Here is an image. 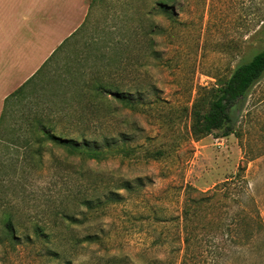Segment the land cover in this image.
Masks as SVG:
<instances>
[{
    "label": "rangeland",
    "instance_id": "obj_1",
    "mask_svg": "<svg viewBox=\"0 0 264 264\" xmlns=\"http://www.w3.org/2000/svg\"><path fill=\"white\" fill-rule=\"evenodd\" d=\"M158 1L89 0L82 35L53 67L66 75L58 69L69 61L85 79L102 70L131 93L129 105L69 97L70 106L86 108L83 119L52 120L73 136L80 128L106 151L102 159L51 141L31 159L25 141L34 152L43 142L23 121L18 137L7 135L18 143L1 151L0 264H264V78L239 104L233 134L196 141L190 115L201 88L264 48V0H168L167 8ZM108 193L118 201L105 202ZM188 194L211 202L208 231L195 222L189 251ZM92 195L103 201L94 210L79 201ZM58 211L78 223L62 224ZM232 220L234 243L224 230ZM241 234L249 241L241 244Z\"/></svg>",
    "mask_w": 264,
    "mask_h": 264
},
{
    "label": "trees",
    "instance_id": "obj_2",
    "mask_svg": "<svg viewBox=\"0 0 264 264\" xmlns=\"http://www.w3.org/2000/svg\"><path fill=\"white\" fill-rule=\"evenodd\" d=\"M156 4L158 7L167 8L168 0H161ZM261 23L259 33L264 34V19L261 20ZM84 26L66 38L32 77L6 97L0 116V170L1 164H3L1 155L3 147L7 148L8 143L13 146L18 143L17 139H9L7 135L12 130L11 134L14 137L15 135L19 136V133L23 131L20 121L28 123L34 138L39 137L43 142L34 152L31 140L27 139L25 141L24 150L26 153L29 152L31 159L33 156L41 157L42 149L48 141L65 146L71 152L85 154L88 158L94 160H100L104 154H107L106 151L98 149L94 140L87 139L80 128L75 129L77 136H73L68 132L58 131L56 126L52 125L53 118L83 119L82 114L85 113L86 108L82 109L81 113L78 108L70 106L68 103L70 102L69 97L77 98L79 101L90 98V100L101 106L113 99L120 101L123 105H129L130 103L127 94L131 93L125 91L119 83H111L102 70L92 75L91 78L85 79L86 75L81 73L83 72L82 69L67 61V63L63 62L58 69L64 71L66 75L58 70L53 75V67H56L61 59H65V56L64 58L62 56L66 54V50L73 47L72 44L78 42ZM263 78L264 48L253 54L249 60L239 64L227 78L216 79L215 87L201 88L190 108L192 138L199 141L214 132H220L223 137L233 134L239 104H242L252 88ZM107 110V113H112L111 109L107 108ZM108 141V138H106L105 144L107 147L110 146ZM123 151L127 152V149L124 148ZM227 182L230 184L232 180ZM227 182L222 185L227 186ZM119 188H127V186L124 183ZM112 193L114 192L112 191ZM228 196H230L229 193L226 194V199H230ZM101 198L100 195H92L91 198H83L79 201L81 204H85L88 209L94 210L95 207L102 204ZM104 198L107 203L118 201L110 193ZM205 199L204 197H193L191 194L186 197L182 211V226L187 251L194 246L197 240L198 231L195 228V222L201 223V231L203 230L204 234L208 231L207 209L211 207V202H204ZM55 216L59 217L62 224L78 223L74 216L64 211L56 212ZM247 218L246 211L241 208V233ZM232 225H235L233 220L230 221L229 227H224V230L227 231L228 241L234 243L238 240V237L233 235L235 227L231 228ZM34 230L39 238L46 240L47 235L44 228L36 226ZM8 233L12 238H17L11 226ZM247 237L241 234V244L245 239L249 241Z\"/></svg>",
    "mask_w": 264,
    "mask_h": 264
},
{
    "label": "crops",
    "instance_id": "obj_3",
    "mask_svg": "<svg viewBox=\"0 0 264 264\" xmlns=\"http://www.w3.org/2000/svg\"><path fill=\"white\" fill-rule=\"evenodd\" d=\"M89 0H0V116L8 95L87 23Z\"/></svg>",
    "mask_w": 264,
    "mask_h": 264
}]
</instances>
